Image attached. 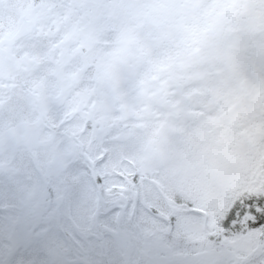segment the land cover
Here are the masks:
<instances>
[{
  "label": "snow or ice",
  "instance_id": "1",
  "mask_svg": "<svg viewBox=\"0 0 264 264\" xmlns=\"http://www.w3.org/2000/svg\"><path fill=\"white\" fill-rule=\"evenodd\" d=\"M101 13L117 32L105 70L147 63L119 162L96 149L62 179L37 172L35 191L5 175L0 264H119L124 241L151 245L139 264H264V0H100ZM205 61L214 83L170 99L176 70Z\"/></svg>",
  "mask_w": 264,
  "mask_h": 264
},
{
  "label": "flooded vegetation",
  "instance_id": "2",
  "mask_svg": "<svg viewBox=\"0 0 264 264\" xmlns=\"http://www.w3.org/2000/svg\"><path fill=\"white\" fill-rule=\"evenodd\" d=\"M26 1L32 7L47 3V0ZM6 4L15 7L20 3L19 0H7ZM93 7L99 8L96 4L77 6L76 12L83 11V13L78 16L79 24L75 26V31L82 26L86 32L97 31L102 14L90 15L89 11ZM33 12L34 9L27 17L22 16L23 20L18 26L15 20L10 34L0 32V184L3 183L6 175L18 191H35L36 174L42 169L53 179L63 178L61 175L49 174L51 130L47 123L50 124L51 115L60 120L62 118L63 122L58 126V134L69 133L72 141L73 152L69 157L65 154L61 163H65L67 159L75 161L81 155L87 156L94 151L93 146L96 145L99 136L97 131L99 119L105 121L107 125L101 128L102 143H108L110 134L113 133L115 115L114 66L105 70L108 55L105 62L104 58H95L93 54L96 47L107 53L111 50L114 40L112 34H106V43L99 40V34L66 36L60 34L61 21L57 22L59 26L53 34H48L49 29L47 34H34L36 19ZM71 17L77 18L75 14L69 13L65 18L66 22ZM24 21H30L33 27L32 33L14 40L16 32ZM67 44L77 48L75 58H77L76 62L81 61V82L74 89H70L65 74H62V66L59 65L56 73L59 80L58 92L52 94L49 54L65 55ZM33 51H37L38 58L25 55ZM66 64L67 62L63 67L67 66ZM24 70L25 74L21 72ZM70 81L74 82V79ZM128 97L122 98L129 100ZM127 106L129 103L124 102L123 113H126ZM55 159L57 160V151ZM124 243L129 244L128 247L133 246L128 241ZM143 246L134 250L125 246L124 253L115 255V258L118 259L119 264H139L142 257L152 256L149 254L150 250L141 254L140 247ZM111 258L105 256V259Z\"/></svg>",
  "mask_w": 264,
  "mask_h": 264
},
{
  "label": "rangeland",
  "instance_id": "3",
  "mask_svg": "<svg viewBox=\"0 0 264 264\" xmlns=\"http://www.w3.org/2000/svg\"><path fill=\"white\" fill-rule=\"evenodd\" d=\"M22 1V3H21ZM7 0H0V32L1 34H10V29L13 27V24L15 20L17 21V26L20 24V22L23 20L22 16L27 17L28 13L34 9L33 15L36 19V29L34 34H47V29H49L48 34H53L55 32V29L59 26L57 22L61 21V33L60 34H66L68 36L69 34H81L82 36H85L86 34H99V40L104 41L106 43L107 41V35L106 34H112L113 42L116 39L117 32L116 30L111 26L112 22L111 20L104 14L101 15L98 23V29L95 32H86L84 30V27L82 26L79 30L75 31V26L79 24L78 16L83 13L76 12L78 10L77 6L80 4L82 6L87 5H93L96 4L98 7L100 6V0H47V3H41L37 7L29 6L26 0H19L18 6H10L6 4ZM82 9H85V7H82ZM69 13L75 14V17H71L68 22H66L65 18L69 15ZM63 24V26H62ZM81 26V25H80ZM13 33V32H12ZM103 36V37H102ZM102 37V38H101ZM241 43H244L245 36L244 34L240 35ZM251 40L249 39V43ZM77 52V48L74 46H70L69 44L66 45V51L65 55L61 56L58 53H50V84H51V93L57 94L58 92V76L56 73L58 72L57 67L61 65L63 71L62 74H65L66 81L69 85L70 89H74L75 86L81 82V61H77V58H75V53ZM109 53V52H108ZM106 51L101 50L100 47H96L94 49V56L95 58H104L106 62V57L108 54ZM160 54V51L158 49L152 50V56L155 57ZM25 55H28L33 58H38L39 54L37 51H33L32 53H26ZM250 56H251V49L249 48H242L239 52V59H238V72L239 75L242 77H247L250 81L255 80V75L252 71V66L250 64ZM67 62V66L63 67V64ZM77 63L79 65L77 66ZM114 66V96H115V115L113 119V130L112 134H110L108 143H102L101 138V128L106 127L105 121L99 119V126H98V132L99 136L97 137V143L95 146H93V152L96 151V149L102 150V148H105L107 151L113 152L115 156V160L112 161L114 163L119 162V155L117 153L122 150L123 148V142L120 141L119 134L126 123H128V117L126 116V113H123V107L124 102L129 103V106H136L138 105V101L135 94V83L136 80L139 79V77L144 73V71L147 69V63L145 61H129L127 64L122 63H115ZM26 68V65H24ZM214 65L211 61H205L191 69L187 70H176V79L172 84V87L176 89V91L173 93V95L170 97V99L176 100L181 99V93L189 90L192 87H210L216 78V73L214 72ZM22 73L25 72L21 71ZM187 73H195L196 78L185 80V74ZM79 73V75H78ZM25 74V73H24ZM74 79V82H71L70 80ZM128 97L129 100H123V97ZM185 103H188L185 101ZM155 106V104H154ZM59 116V115H57ZM50 124L47 122V126L51 130V162H50V172L49 174L52 175H61L62 177L67 175L68 173L65 171L68 169L69 164L73 161L67 159L65 163H61V161L64 158V155L66 154L67 157L73 152L71 149L72 141H70V135L69 133L59 135L58 134V126L60 125L62 121L58 119V117H55L54 115H51L50 118ZM55 127L53 128V126ZM54 130V131H53ZM61 143H63V146H61ZM98 146L96 149L95 147ZM102 150V151H106ZM57 151V160L55 159V152ZM79 153V152H78ZM56 160V162H54ZM55 163V165H54ZM129 244L122 242L119 248L116 250L115 255H122L124 252V247H128ZM129 249H137L135 246H129ZM142 250L141 254L146 253L147 250H150L149 254L153 255L152 247L151 245L146 244L143 247H140ZM122 250V251H121Z\"/></svg>",
  "mask_w": 264,
  "mask_h": 264
},
{
  "label": "water",
  "instance_id": "4",
  "mask_svg": "<svg viewBox=\"0 0 264 264\" xmlns=\"http://www.w3.org/2000/svg\"><path fill=\"white\" fill-rule=\"evenodd\" d=\"M32 31H33V27L30 25V21H24L20 25L18 31L16 32V35L14 36V40L19 39L25 34H31Z\"/></svg>",
  "mask_w": 264,
  "mask_h": 264
}]
</instances>
